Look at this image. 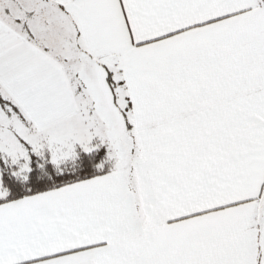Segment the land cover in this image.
<instances>
[{
  "label": "snow or ice",
  "instance_id": "snow-or-ice-1",
  "mask_svg": "<svg viewBox=\"0 0 264 264\" xmlns=\"http://www.w3.org/2000/svg\"><path fill=\"white\" fill-rule=\"evenodd\" d=\"M0 264H264V0H0Z\"/></svg>",
  "mask_w": 264,
  "mask_h": 264
}]
</instances>
